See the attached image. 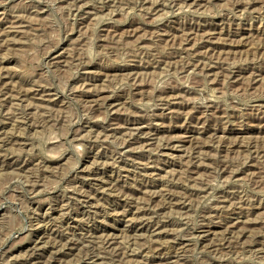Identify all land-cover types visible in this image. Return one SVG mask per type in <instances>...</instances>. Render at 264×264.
Segmentation results:
<instances>
[{
  "label": "rangeland",
  "instance_id": "1",
  "mask_svg": "<svg viewBox=\"0 0 264 264\" xmlns=\"http://www.w3.org/2000/svg\"><path fill=\"white\" fill-rule=\"evenodd\" d=\"M101 258L264 264V0H0V264Z\"/></svg>",
  "mask_w": 264,
  "mask_h": 264
},
{
  "label": "bare ground",
  "instance_id": "2",
  "mask_svg": "<svg viewBox=\"0 0 264 264\" xmlns=\"http://www.w3.org/2000/svg\"><path fill=\"white\" fill-rule=\"evenodd\" d=\"M207 36V35H206ZM190 38V37H189ZM203 39V41H205V39H207V37H202ZM187 39V38H186ZM212 39V38H211ZM185 41H187V40H185ZM207 42V41H206ZM258 76V75H257ZM252 80H253V78H252ZM253 82V81H252ZM213 89V88H212ZM196 104V103H195ZM194 108H196V107H194ZM199 108V105H198V107H197V109ZM41 111V110H40ZM197 121V120H196ZM200 121H202V120H200V119H198V124L200 123ZM148 126V125H147ZM195 126V125H194ZM143 128V127H142ZM203 128V127H202ZM207 127H205L204 129H206ZM105 132V131H104ZM130 169V168H129ZM127 173V172H126ZM77 188V187H76ZM154 200V199H153ZM227 201V200H226ZM224 206V205H223ZM148 220V219H147ZM235 224V223H234ZM233 226V225H232ZM232 231V230H231ZM234 232V231H233ZM230 235H231V233H229ZM249 235V234H248ZM233 236V235H232ZM239 236V235H238ZM236 237V236H235ZM248 236H247V233H242V234H240V236L238 237V239H242V238H247ZM254 237V236H253ZM108 238V237H107ZM106 238V239H107ZM229 238V237H228ZM111 240V239H110ZM224 240H225V242H226V237H224ZM228 240V239H227ZM39 243L40 242H36L35 244V246H34V248L35 249H38V245H39ZM109 243V242H108ZM224 243V242H223ZM154 245V244H153ZM225 245V244H224ZM76 246V243H73V242H68L67 243V245H66V249L67 250H74V249H77V248H74ZM31 248V247H30ZM63 253H64V251H63ZM54 254V253H53ZM61 254V253H60ZM64 254H66V253H64ZM54 259V258H53ZM56 259V258H55ZM54 259V260H55ZM102 259V264H107V263H103V258H101ZM100 259V260H101ZM121 261V260H120ZM49 262V261H48ZM99 262V261H98ZM97 262V263H98ZM105 262V261H104ZM100 263V262H99ZM124 263V262H123ZM128 263V262H127ZM40 264V263H39ZM119 264V263H118ZM129 264V263H128Z\"/></svg>",
  "mask_w": 264,
  "mask_h": 264
}]
</instances>
